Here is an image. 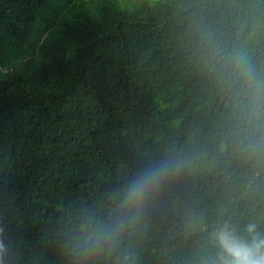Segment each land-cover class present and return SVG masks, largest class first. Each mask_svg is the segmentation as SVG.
<instances>
[{
    "label": "trees",
    "instance_id": "obj_1",
    "mask_svg": "<svg viewBox=\"0 0 264 264\" xmlns=\"http://www.w3.org/2000/svg\"><path fill=\"white\" fill-rule=\"evenodd\" d=\"M119 1L0 0L3 264H217L218 225L264 233V0Z\"/></svg>",
    "mask_w": 264,
    "mask_h": 264
},
{
    "label": "clouds",
    "instance_id": "obj_2",
    "mask_svg": "<svg viewBox=\"0 0 264 264\" xmlns=\"http://www.w3.org/2000/svg\"><path fill=\"white\" fill-rule=\"evenodd\" d=\"M162 170L163 166H157L134 181L129 189L130 198L143 200L149 188L159 180ZM213 235L219 246L217 264H264V233L258 230L256 223L244 225L242 233L223 223L216 227Z\"/></svg>",
    "mask_w": 264,
    "mask_h": 264
},
{
    "label": "rangeland",
    "instance_id": "obj_3",
    "mask_svg": "<svg viewBox=\"0 0 264 264\" xmlns=\"http://www.w3.org/2000/svg\"><path fill=\"white\" fill-rule=\"evenodd\" d=\"M96 3L93 5V3ZM127 2V0H122V8H125L124 7V4ZM110 3V0H89V3H88V7L91 6V8L89 9H93V16L95 18L98 17V13L96 11V7L98 5H104V4H109ZM118 3H119V6H121V2L118 0ZM252 187H254L255 190H257L258 192L262 193L264 195V173L261 174L258 178V181H254L252 182L251 184Z\"/></svg>",
    "mask_w": 264,
    "mask_h": 264
}]
</instances>
